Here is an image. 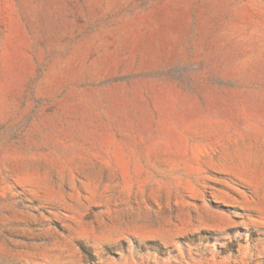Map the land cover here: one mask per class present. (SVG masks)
Returning a JSON list of instances; mask_svg holds the SVG:
<instances>
[{
  "label": "rangeland",
  "instance_id": "rangeland-1",
  "mask_svg": "<svg viewBox=\"0 0 264 264\" xmlns=\"http://www.w3.org/2000/svg\"><path fill=\"white\" fill-rule=\"evenodd\" d=\"M0 264H264V0H0Z\"/></svg>",
  "mask_w": 264,
  "mask_h": 264
}]
</instances>
